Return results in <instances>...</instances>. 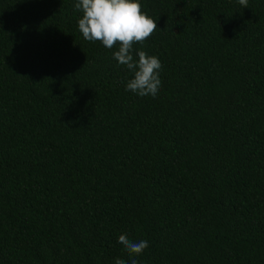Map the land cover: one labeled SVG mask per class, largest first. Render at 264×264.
Here are the masks:
<instances>
[{
	"label": "trees",
	"instance_id": "obj_1",
	"mask_svg": "<svg viewBox=\"0 0 264 264\" xmlns=\"http://www.w3.org/2000/svg\"><path fill=\"white\" fill-rule=\"evenodd\" d=\"M76 0H0V264H264V0H139L155 98Z\"/></svg>",
	"mask_w": 264,
	"mask_h": 264
},
{
	"label": "clouds",
	"instance_id": "obj_2",
	"mask_svg": "<svg viewBox=\"0 0 264 264\" xmlns=\"http://www.w3.org/2000/svg\"><path fill=\"white\" fill-rule=\"evenodd\" d=\"M243 7H248V0H238ZM76 11L82 15L78 19V29L86 41H99L107 49L117 48L113 59L118 66H126L132 72L125 85L139 97L155 98L161 87L160 70L162 64L158 57L148 55L143 50L133 56V45L141 44L156 31L157 24L141 10L139 0H76ZM129 256L130 264H138L136 256L149 246L147 240L133 241L127 234L118 237ZM115 264H129L117 258Z\"/></svg>",
	"mask_w": 264,
	"mask_h": 264
}]
</instances>
